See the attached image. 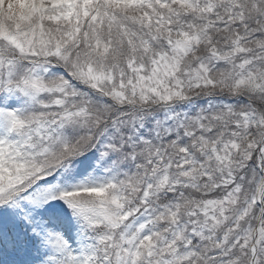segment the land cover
I'll use <instances>...</instances> for the list:
<instances>
[{
	"label": "snow or ice",
	"instance_id": "snow-or-ice-1",
	"mask_svg": "<svg viewBox=\"0 0 264 264\" xmlns=\"http://www.w3.org/2000/svg\"><path fill=\"white\" fill-rule=\"evenodd\" d=\"M0 264H264V0H0Z\"/></svg>",
	"mask_w": 264,
	"mask_h": 264
}]
</instances>
